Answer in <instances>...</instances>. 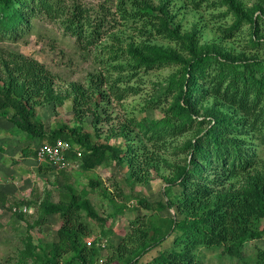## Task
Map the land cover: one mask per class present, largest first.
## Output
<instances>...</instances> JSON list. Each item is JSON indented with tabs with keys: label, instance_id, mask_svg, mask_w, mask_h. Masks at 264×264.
Segmentation results:
<instances>
[{
	"label": "trees",
	"instance_id": "trees-1",
	"mask_svg": "<svg viewBox=\"0 0 264 264\" xmlns=\"http://www.w3.org/2000/svg\"><path fill=\"white\" fill-rule=\"evenodd\" d=\"M172 1L167 0L160 8H152L146 2L133 0L131 11L124 2L118 12L125 22L144 21L142 34L160 35L176 41L188 55L185 58L156 46L145 50L131 45L120 50L127 55L131 69L136 71L133 77L142 68L149 70L172 62L181 65L179 78L173 77L177 97L165 117L135 123L152 146L151 152H148L149 144L144 142L143 148L130 145L126 150L106 142L95 143L93 136L82 127L85 112H92L96 117L93 127L96 136L100 137L98 127L103 120L95 108L100 101L108 100V94L103 91L106 78L99 79L102 91L97 93L96 104L92 103L91 97L95 87L91 86L88 92L77 84L72 85L80 127L63 125L47 132L37 119V109L63 101L53 88L51 73L37 61L24 57L14 56L9 62H2L0 121L14 124L31 140H38V144L54 145L57 140H64L78 146L80 156L72 150L67 157L72 162L79 161L84 171L94 170L109 161L122 165L127 159L132 171L130 177L136 183L146 184L150 181L152 168L158 172L161 163L167 168L172 167L162 156L172 145L169 140L188 134L194 127L203 130L195 141L185 144L183 151L188 152L189 157L184 166L174 169L175 177L168 178L166 201L150 202L136 195L138 207L150 214L131 221L118 245L109 242L114 232L105 229L106 220L95 210L88 190L68 187L71 191L68 201H46L42 205L44 217L58 214L63 225L58 231L57 243L40 246L42 252L29 250L27 254L34 264H141L143 257L162 248L169 240H172L171 246L160 250L145 264H203L196 252L200 247H220L225 255L239 258L247 242L264 237V227H261L264 220V166L260 168L257 153L251 146L253 141L258 142L255 145L264 146V60L237 59L214 44L199 46L195 35H181L170 20L167 4ZM184 1L195 9H201L204 3H210L209 7L216 10L227 6L228 10L220 16L233 14L235 17L234 25L223 30L228 39L243 23H251L256 31H264V17L254 19L238 0ZM67 5L65 0H0V39L17 40L20 33L27 32L32 26L34 18L48 17L64 19L66 29L80 45L87 48L97 45L101 41L104 21L111 15L109 9L101 6L93 16L81 4ZM249 44L247 50L251 52L255 49L253 45H259L258 51L262 49L258 41L252 40ZM114 51L108 54V61L117 55V48ZM110 67L117 71L122 64H111ZM126 81L121 78L114 82ZM108 90L119 100L125 97L126 90L117 86H109ZM209 97L215 99L216 108L215 105L204 106ZM3 151L5 148H0V152ZM34 154L36 157L37 149ZM154 162L158 164L154 166ZM39 165L54 169L46 162ZM238 178L244 180L241 186L235 187L233 181ZM99 186L98 182L91 184L94 190ZM175 187L180 191L175 193ZM0 201L7 203L3 192H0ZM171 210L174 215L162 214ZM90 221L99 223L101 235L88 245L86 240L94 232ZM101 238L108 244L103 245ZM103 251H107L106 254ZM255 259L254 264H264V248L257 249Z\"/></svg>",
	"mask_w": 264,
	"mask_h": 264
},
{
	"label": "rangeland",
	"instance_id": "rangeland-1",
	"mask_svg": "<svg viewBox=\"0 0 264 264\" xmlns=\"http://www.w3.org/2000/svg\"><path fill=\"white\" fill-rule=\"evenodd\" d=\"M65 1L67 6L74 3L81 4L93 16L100 11L101 6L109 9L111 15L104 21L101 41L94 47L87 48L80 45L66 29L64 19L34 18L32 26L27 32L20 33L17 40L0 39V71L3 68L1 64L17 56L37 61L51 73V78L54 79L53 88L63 101L60 104L51 103L37 109V119L44 125L47 132L63 125L71 128L82 125L84 130L93 136L95 143L106 142L112 146H120L124 150L130 145L143 148L142 143L149 144V142L135 123L145 120L157 121L165 117L177 97L173 77L179 78L181 65L172 62L149 70L142 68L133 77L136 71L131 69L127 55L120 50L131 45L145 50L156 46L173 51L185 58L188 57L187 52L182 50L176 41L160 35L151 37V35L142 34L144 21H123L118 13L119 7L125 2L131 11L133 0ZM140 1L148 3L152 8H160L167 0ZM238 1L242 4L243 10L254 19L264 17V0ZM172 2L167 4L170 20L179 28L181 35H195L199 46L214 44L237 59L242 60L248 57L264 60L263 30L256 31L251 23H243L233 32L231 39L224 36L223 30L232 27L235 23L233 14L220 16L228 10L227 6L216 10L209 7L210 3H204L201 9H195L184 0ZM252 40L260 42L262 47L260 51L256 49L259 45H253L255 49L252 52L250 49L247 50ZM115 48H117L118 59L113 56L108 61V54L114 53ZM111 64H122V67L114 71L110 67ZM101 77L106 78L103 91L108 94V100L100 101L95 108L103 120L98 127L101 135L97 137L93 127L96 117L92 112H85L81 125L76 120L74 102L76 95L72 93V85L77 84L88 92L91 86L95 87L96 90L91 97L92 103L96 104L99 98L97 93L102 91L99 89ZM121 78L127 81L118 84L114 82ZM0 84L3 85V83ZM109 86H117L122 91L126 90L124 99L119 100L112 96L111 91L108 90ZM214 100L209 97L204 106L209 108L215 105L216 108ZM199 119L201 120V117ZM124 126L127 127L122 132ZM200 130L194 127L188 134L169 140L172 145L169 146L168 153L162 156L172 167L167 168L164 163H161L158 172L153 168L149 171L150 181L141 184L130 177L132 171L127 159L122 165L109 161L91 171H84L77 160L64 171H57L50 167L40 168L34 160V152L42 143L38 144V140H31L14 124L0 121V148H5V151L0 154L6 155V160L0 161V186L6 191L7 196L6 204L0 201V264H34L32 257L27 254L29 250L42 252L40 246L59 241L58 231L63 225V220L58 214L44 217L42 205L48 200L56 203L62 200L68 201L71 195L68 187L77 191L86 189L90 192L89 198L92 205L99 216L106 220L105 229H111L114 232L109 242L118 245L129 230L131 221L139 216L150 214L138 207L136 195L139 194L150 202L166 201L170 185L167 180L175 177L174 169L177 166L186 164L189 153L183 151L184 146L191 140L195 141L196 136L203 132L202 129ZM253 143L254 145L251 146L257 153L261 168L264 166V146L255 145L258 144L257 141ZM147 146L148 152H151L152 146L150 144ZM156 164L158 163L154 162L153 165ZM243 180L240 178L234 180V186H241ZM92 182H98L100 186L95 187L94 190L91 188ZM173 191L177 193L180 190L175 187ZM174 213L173 210L162 212L165 216L174 215ZM90 222L94 232L86 241H95L100 238L101 227L96 221ZM261 227H264V220ZM101 241L103 245L108 244L103 238ZM171 244L172 240H169L162 248L150 252L142 258L141 264L150 261L159 254L160 250L167 249ZM259 247L264 248V237L247 242L239 258L225 255L223 248L220 247H200L196 252L203 264H254Z\"/></svg>",
	"mask_w": 264,
	"mask_h": 264
},
{
	"label": "built area",
	"instance_id": "built-area-1",
	"mask_svg": "<svg viewBox=\"0 0 264 264\" xmlns=\"http://www.w3.org/2000/svg\"><path fill=\"white\" fill-rule=\"evenodd\" d=\"M76 151L80 156L79 147L71 145L64 140H57L56 144H42L37 148L36 160L39 164L46 162L49 163L57 171H64L71 167L72 161L67 157L70 151ZM92 241L88 240L87 244L91 245Z\"/></svg>",
	"mask_w": 264,
	"mask_h": 264
},
{
	"label": "crops",
	"instance_id": "crops-1",
	"mask_svg": "<svg viewBox=\"0 0 264 264\" xmlns=\"http://www.w3.org/2000/svg\"><path fill=\"white\" fill-rule=\"evenodd\" d=\"M5 161L6 160V155L4 154H0V161ZM34 160L36 163H38V161L36 160V158L34 157ZM39 164V163H38ZM0 192L6 193V191L3 189L2 186H0Z\"/></svg>",
	"mask_w": 264,
	"mask_h": 264
}]
</instances>
